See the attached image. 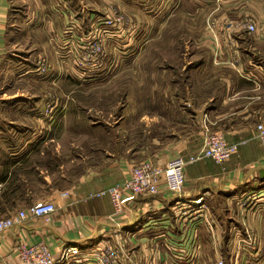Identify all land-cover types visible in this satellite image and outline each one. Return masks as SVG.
Masks as SVG:
<instances>
[{
    "label": "crops",
    "instance_id": "0c3cea01",
    "mask_svg": "<svg viewBox=\"0 0 264 264\" xmlns=\"http://www.w3.org/2000/svg\"><path fill=\"white\" fill-rule=\"evenodd\" d=\"M18 1L0 0V174L31 167L34 160L41 161L47 146H55L58 151L61 142L55 134V116L65 110L51 111L53 121L44 124L24 118L19 121L14 116L43 114L28 112V99L19 106H1L17 99L16 94L7 95L11 77L20 74L16 79L29 82V74L37 76L40 71L37 60L29 54L11 50L12 34L24 37L47 28L60 39L64 23L72 17L68 0L63 7L53 2L46 13ZM139 3L141 6L135 9L142 13L139 9L144 5L141 0ZM157 3L162 10H149L147 14L149 18H161L158 23L164 22L153 29L176 35L183 28L191 39L181 45L182 50L189 51L187 75L173 81L174 91L163 93V112H155L180 116L178 129L184 133L168 134V142H158L151 160H144L164 166L172 157L186 159L197 153L203 136L188 135L185 127L189 115L201 127L202 116L207 114L213 123L211 128L237 143L238 150L221 163L206 158L188 163L179 199L162 184L156 195L124 199L119 213L108 196L96 194L122 183L130 166L143 159L108 153L95 161L94 155L85 156L83 173L61 188L52 178L45 190L42 172L35 178L26 176L15 187L13 205L5 210H28L44 201L54 203L56 210L46 219L29 217L6 230L0 236V264L16 261L19 243H43L57 260L63 250H77L75 257L57 264H98L95 257L107 243L114 246L118 264H216L219 260L226 264H264V151L255 130L259 122H264V0ZM132 17L140 29L125 35L132 40L129 45L143 48L144 42L137 43L139 34L152 33L143 29L138 16ZM247 17L255 22L254 33L240 26ZM206 20L215 22L213 32L206 28ZM150 41L148 38L146 44ZM4 179L2 176L0 183ZM197 199H201V206L191 213Z\"/></svg>",
    "mask_w": 264,
    "mask_h": 264
},
{
    "label": "rangeland",
    "instance_id": "374dc122",
    "mask_svg": "<svg viewBox=\"0 0 264 264\" xmlns=\"http://www.w3.org/2000/svg\"><path fill=\"white\" fill-rule=\"evenodd\" d=\"M20 1L33 10L42 8L45 13L50 11L53 2L58 1L60 7L66 2ZM68 1L72 17L64 23L60 39L47 28L24 37L12 34L10 39L11 50L29 54L37 60L40 71H35L37 76L29 74V82L16 79L20 74L11 77L7 95L16 94L17 99L10 101L11 104L3 102L1 106H19L22 100L28 99L30 110H26L43 114L14 116L19 121L24 118L27 122L37 120L44 124L53 121L51 111H66L55 116L58 122L55 134L61 142L58 151L55 146H47L48 152H43L41 161L34 160L31 167H21L18 173L0 174V178H6L0 183V220L17 214L5 208L13 205L15 187L26 176L35 178L42 172L45 190L52 178L54 185L61 188L83 173L85 156L94 155V160L99 161L111 153L127 154L137 161L147 157L151 160V154L159 147L156 146L158 142L167 143L170 133H184L178 129L180 116L177 114H155L164 110L163 93L173 92V81H181L187 75L189 51L182 50L181 45L191 40L183 28L176 35H164L159 29H153L164 22L158 23L161 18H149L147 14L149 10L156 13L162 10L157 3L159 0H141L144 6L139 10L142 13L135 9L141 6L139 0ZM132 16H138L143 29L148 28L152 33L141 31L139 34L137 43L144 42L143 48L129 45L132 40L125 35L134 28L140 29ZM249 19L255 25L254 20ZM148 38H151L149 45L146 44ZM37 77L40 82L34 81ZM48 78L50 81L46 80ZM187 121L188 135L203 136L202 127L194 123L192 116L189 115ZM212 125L211 122L209 128L214 131Z\"/></svg>",
    "mask_w": 264,
    "mask_h": 264
},
{
    "label": "built area",
    "instance_id": "2783aa9c",
    "mask_svg": "<svg viewBox=\"0 0 264 264\" xmlns=\"http://www.w3.org/2000/svg\"><path fill=\"white\" fill-rule=\"evenodd\" d=\"M240 26L245 28L248 33H254L256 26L249 18L242 20ZM207 27L213 32L215 22L208 20ZM97 44H95L96 46ZM210 120L207 114L202 116L201 127L203 129V141L201 149L186 159L181 156L171 158L164 166L155 164L150 160L141 161L133 164L129 168L128 177L122 183L111 186L96 194L98 197L108 196L117 213L122 211L123 200L135 199L138 196H153L159 191V187L163 184L165 188L173 194L177 199L184 187V169L188 163L200 161L202 159H210L215 163H221L229 159L238 150V144L226 140L224 134L218 131H212L209 128ZM256 140L264 150V122L256 125ZM176 202V209H178ZM194 208L191 213L197 212V208L201 206V199L193 201ZM56 207L50 201L38 202L32 205L28 210L18 211L12 217L0 220V236L6 231L14 227L19 222L29 217L47 218L54 213ZM184 212L180 213L183 214ZM186 212L185 214H187ZM16 261L13 263L2 264H57L60 260H69L78 254L77 250H63L59 260L54 258L49 248L43 244L26 245L19 243L16 248ZM98 264H118L115 248L111 244H105L100 250V255L95 257ZM216 264H226L223 260L217 261ZM230 264H237L232 262Z\"/></svg>",
    "mask_w": 264,
    "mask_h": 264
}]
</instances>
